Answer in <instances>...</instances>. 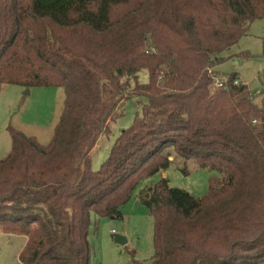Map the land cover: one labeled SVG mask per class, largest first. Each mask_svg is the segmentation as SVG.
<instances>
[{
    "label": "trees",
    "instance_id": "obj_1",
    "mask_svg": "<svg viewBox=\"0 0 264 264\" xmlns=\"http://www.w3.org/2000/svg\"><path fill=\"white\" fill-rule=\"evenodd\" d=\"M263 18L264 0H0V92L66 94L49 143L9 127L0 160V230L27 237L23 264H90L91 214L122 218L139 182L169 167V147L219 175L203 197L165 177L150 188L154 255L133 264H264V98L237 74L214 88L211 71ZM131 97L143 112L92 170Z\"/></svg>",
    "mask_w": 264,
    "mask_h": 264
},
{
    "label": "rangeland",
    "instance_id": "obj_2",
    "mask_svg": "<svg viewBox=\"0 0 264 264\" xmlns=\"http://www.w3.org/2000/svg\"><path fill=\"white\" fill-rule=\"evenodd\" d=\"M122 11L121 8L118 13ZM153 49L151 45L150 50ZM219 57L224 60L211 69L212 74L224 80L230 74H237L240 83L248 86L254 102L261 106L264 98V18L252 22L248 32ZM148 77L147 70L139 73L142 83L147 82ZM65 95V90L57 86L25 88L16 84L3 85L0 92V160L12 148L9 127L47 145L63 112ZM145 102L144 98L131 97L117 109L91 153L92 170L100 168L120 133L131 126L136 115L143 112ZM164 155L169 156V167L139 182L132 198L121 206L122 218L91 214L90 264L149 261L154 255V221L142 198L150 193V188L165 177L172 187L203 197L209 189L210 179L219 175L216 171L201 168L194 159L179 156L173 147L167 148ZM118 236L126 238L127 243H119L116 240ZM26 240L24 235L0 230V264H23L19 256Z\"/></svg>",
    "mask_w": 264,
    "mask_h": 264
},
{
    "label": "built area",
    "instance_id": "obj_3",
    "mask_svg": "<svg viewBox=\"0 0 264 264\" xmlns=\"http://www.w3.org/2000/svg\"><path fill=\"white\" fill-rule=\"evenodd\" d=\"M224 83H225L224 79H220V78H218V76H215L214 82H213V87L214 88H221V87H223ZM238 83H239V80H236L235 84H238ZM112 233H114V230L112 231Z\"/></svg>",
    "mask_w": 264,
    "mask_h": 264
},
{
    "label": "water",
    "instance_id": "obj_4",
    "mask_svg": "<svg viewBox=\"0 0 264 264\" xmlns=\"http://www.w3.org/2000/svg\"><path fill=\"white\" fill-rule=\"evenodd\" d=\"M116 240H117L119 243L123 244V245L127 243L126 238H124V237H122V236H118V237L116 238Z\"/></svg>",
    "mask_w": 264,
    "mask_h": 264
}]
</instances>
